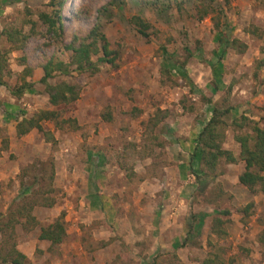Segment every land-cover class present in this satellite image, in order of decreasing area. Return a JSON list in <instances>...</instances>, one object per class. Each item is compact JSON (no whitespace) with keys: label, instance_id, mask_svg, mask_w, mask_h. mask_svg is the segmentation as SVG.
<instances>
[{"label":"rangeland","instance_id":"obj_1","mask_svg":"<svg viewBox=\"0 0 264 264\" xmlns=\"http://www.w3.org/2000/svg\"><path fill=\"white\" fill-rule=\"evenodd\" d=\"M202 1L66 0L62 31L47 34L36 15L50 10L48 0H0V264L11 245L29 264H199L220 246V264H264V193L238 183L233 138L262 125L264 0ZM131 16L148 24L147 37ZM216 20L234 43L217 41ZM94 23L114 64L98 52L95 70H75L64 45ZM31 26L36 34L22 49L3 34ZM49 56L65 68L47 82L75 85L73 102H47L38 79ZM23 82L30 87L12 95ZM214 105L230 108L220 139L235 161L219 160L197 185L195 139ZM44 109L57 113V123L41 122L53 142L35 129L15 135L20 118ZM157 109L163 119L151 126ZM30 204L35 223L16 216ZM61 212L65 236L49 247L39 227ZM214 216L220 237L210 232Z\"/></svg>","mask_w":264,"mask_h":264},{"label":"trees","instance_id":"obj_2","mask_svg":"<svg viewBox=\"0 0 264 264\" xmlns=\"http://www.w3.org/2000/svg\"><path fill=\"white\" fill-rule=\"evenodd\" d=\"M66 0H48L50 10L39 11L37 13V20L43 26L47 34H59L62 31L61 14L60 11ZM195 3L202 4V0H192ZM212 3L213 0H209ZM228 0H223L226 4ZM206 8L211 9L210 5ZM208 9H204L203 15L209 13ZM129 23L135 28L136 32L142 37H147L148 24L145 23L138 16H131L129 18ZM99 23H94L93 26L87 31L86 34L82 36L73 35L71 41L64 45V48L70 51L68 63L73 66L75 70H81L86 68H94L91 62V55H95L98 52L101 53L103 61L114 64L115 53L108 48V43L105 39V35L99 30ZM213 26L219 28V33L217 36V41L223 46L227 44L234 43L235 40H229L228 34L225 29L219 27L218 20L214 21ZM7 40L11 42L14 48L22 49L26 40L35 35V29L33 26L29 28L26 33L20 30L10 29L8 31L4 30ZM262 56L256 61V68H264V47L261 48ZM166 55V53H165ZM167 56V55H166ZM167 58V57H166ZM42 75L39 77L38 82L44 85V93L47 96V102L52 106H57L61 103L73 102L77 99L78 90L73 84H69L65 81H56L53 84H49L47 80L51 77V72L54 70H60L65 68L62 61H53L52 57H47L46 61L40 66ZM1 69V65H0ZM95 70V68H94ZM0 84L2 82L0 81ZM30 87V83L23 82L16 89H11L10 93L12 95H18L23 92L24 89ZM229 107L219 111L215 105L213 106L209 118L201 126L200 131L196 135V147L199 148V166L201 170V175H195L194 180L198 185L200 180L210 175H214L217 163L219 160L223 159L227 163H232L235 161L234 156L229 150L221 147V137L220 129L223 127L222 116L227 114ZM264 113V104L262 106ZM160 110H155L152 116H149L147 122L151 126H155L162 119L163 115H160ZM105 118H108L105 117ZM52 120L57 123V113L55 110H38L32 113L29 117H22L14 126L15 135L22 136L29 132L31 129H35L38 132H42L47 136V131L43 130L41 126L42 121ZM235 127L240 128L241 124L234 123ZM251 128V135L247 134H235L233 135L234 140L239 146V157L243 162V170L237 176V181L242 186L252 189L257 188L259 191L264 193V115L262 117V125H253ZM50 142H53V138L50 136L45 137ZM52 179V175L48 178ZM53 204V199H49L44 203L45 206H51ZM32 205L27 207L22 205L16 211V216L25 221H31L35 223L34 217L30 214ZM221 212V211H220ZM223 214V213H222ZM63 221V213L61 212L52 222L48 223L46 226L39 227V232L37 234L38 240H44L49 243V247L58 245L65 236ZM222 220L214 216L212 217V225L210 232L220 237L224 234V230L221 229ZM258 243L264 246V229L258 234ZM210 245V241H207ZM221 252V246L217 247V250L213 253H207L206 257L203 258L199 264H220L221 258L219 255ZM1 262L6 264H29L25 261V256L17 251L13 245L10 249L1 257Z\"/></svg>","mask_w":264,"mask_h":264},{"label":"crops","instance_id":"obj_3","mask_svg":"<svg viewBox=\"0 0 264 264\" xmlns=\"http://www.w3.org/2000/svg\"><path fill=\"white\" fill-rule=\"evenodd\" d=\"M182 166H183V165H182V163H181V164L179 165V167H181V169H182ZM183 170H184V169H183Z\"/></svg>","mask_w":264,"mask_h":264}]
</instances>
